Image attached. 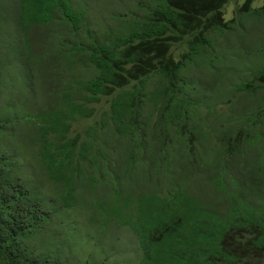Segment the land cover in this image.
I'll list each match as a JSON object with an SVG mask.
<instances>
[{
	"label": "trees",
	"instance_id": "trees-1",
	"mask_svg": "<svg viewBox=\"0 0 264 264\" xmlns=\"http://www.w3.org/2000/svg\"><path fill=\"white\" fill-rule=\"evenodd\" d=\"M228 1L137 0L142 7L133 26L104 39L87 23L81 32L88 19L72 0H21L36 23L67 18L63 39L83 60L85 74L48 99L37 97L25 129L58 191L49 199L67 210L74 180L85 175L93 187L100 179L114 215L136 239L139 264H264V200L247 202L239 192L246 182L262 187L257 175L264 182L251 158L264 149L262 107L249 129L215 138L216 169L206 181L210 163L200 160L201 147L178 120L188 106L171 81L180 63L172 46L186 48L197 30L225 24ZM155 73L162 88L146 98L142 82ZM49 83L55 87L57 76ZM11 120L0 118V264H54L29 246L53 216L31 186ZM4 123H10L6 130ZM239 164L248 171L244 182Z\"/></svg>",
	"mask_w": 264,
	"mask_h": 264
},
{
	"label": "rangeland",
	"instance_id": "rangeland-1",
	"mask_svg": "<svg viewBox=\"0 0 264 264\" xmlns=\"http://www.w3.org/2000/svg\"><path fill=\"white\" fill-rule=\"evenodd\" d=\"M136 1L72 0L70 6L88 19L81 24V32L87 23L99 37L109 39L107 36L122 35L133 26L142 7ZM263 3L229 0L223 9L225 24L197 30L194 42L186 48H171L174 62L180 61L171 75L173 88L188 106L178 120L192 132L197 150L201 147L200 160L210 163L203 174L206 181L216 169L215 138L223 139L239 128L249 129L261 107L264 139V79L260 78L264 76ZM59 17L36 23L21 9V0H0V118H11L12 125L18 127L14 144L23 154L21 159L39 203L53 216L29 246L54 264L56 260L68 264H139L136 239L123 219L114 215L102 181L91 187L81 175L74 180L75 190L68 196L72 205L61 210L59 203L49 199L58 191L50 185L49 172L33 149V137L25 132L36 112L33 102L37 97L39 101L48 99L59 87L85 75L83 60L63 39L68 20ZM50 75L57 76L55 87L49 83ZM159 78L155 73L142 82L146 98L159 95ZM9 124L2 126L6 130ZM251 158L257 160L256 168L264 171V149L257 148ZM238 167L244 182L249 178L248 171L241 164ZM258 177L262 187L246 182V188L243 184L239 190L247 202L264 200V182Z\"/></svg>",
	"mask_w": 264,
	"mask_h": 264
}]
</instances>
